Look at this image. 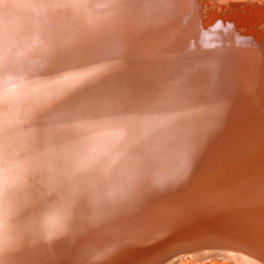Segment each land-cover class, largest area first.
Segmentation results:
<instances>
[{
	"label": "bare ground",
	"instance_id": "bare-ground-1",
	"mask_svg": "<svg viewBox=\"0 0 264 264\" xmlns=\"http://www.w3.org/2000/svg\"><path fill=\"white\" fill-rule=\"evenodd\" d=\"M74 2L0 0L7 264H264V0Z\"/></svg>",
	"mask_w": 264,
	"mask_h": 264
},
{
	"label": "snow or ice",
	"instance_id": "snow-or-ice-1",
	"mask_svg": "<svg viewBox=\"0 0 264 264\" xmlns=\"http://www.w3.org/2000/svg\"><path fill=\"white\" fill-rule=\"evenodd\" d=\"M72 6L73 7L84 6L83 0H79V2H74ZM4 84H5V81H4ZM3 91H4V94H7V92L9 91V88L5 87ZM121 132H123V129H121ZM8 134H9V130L7 127V121L6 120L0 121V160L6 161L7 159V154L9 150V144H8V139H7ZM181 175H182V170L171 171L169 173H166L164 175L151 179L149 182V185L150 187H158L165 183L180 179ZM125 187L126 186H122L119 189H113L111 191H105V192L98 191L96 193L97 199L100 203H102L106 207H112V206L124 204L130 198L125 193ZM49 212L52 215L61 216V218L65 222H67L70 217V213H68L67 210L64 208L50 209ZM63 230L64 229H57L56 231H48L44 235L43 241L46 243L51 242L52 240L55 239L57 234ZM10 251H15V248H10L6 242L0 243V257H5V259H0V264H7L6 257ZM88 255L90 259L86 261V264H96L97 257L94 253V249L89 248Z\"/></svg>",
	"mask_w": 264,
	"mask_h": 264
},
{
	"label": "clouds",
	"instance_id": "clouds-1",
	"mask_svg": "<svg viewBox=\"0 0 264 264\" xmlns=\"http://www.w3.org/2000/svg\"><path fill=\"white\" fill-rule=\"evenodd\" d=\"M9 7V5H5V8ZM82 72H71V73H65L63 74V76L59 77L56 80L53 81H48V82H39V81H28L24 78L23 75H17L16 73H10L7 69V67H5V86L7 87V85L13 83V79L12 76H16L17 77V82L21 85V86H25V87H31V86H36V87H40V88H48V87H53L63 81H67V80H71L74 79L80 75H82ZM136 183L135 181H129L128 184L125 187V193L126 195H128L129 197L133 196L136 194ZM47 215V210L41 211L38 218H37V222L40 226H43V221H44V217ZM71 219V217H69V220Z\"/></svg>",
	"mask_w": 264,
	"mask_h": 264
},
{
	"label": "rangeland",
	"instance_id": "rangeland-1",
	"mask_svg": "<svg viewBox=\"0 0 264 264\" xmlns=\"http://www.w3.org/2000/svg\"><path fill=\"white\" fill-rule=\"evenodd\" d=\"M221 262H222V264H225V263L227 264V263H228V262H224V263H223V261H221ZM228 264H232V263H228Z\"/></svg>",
	"mask_w": 264,
	"mask_h": 264
}]
</instances>
